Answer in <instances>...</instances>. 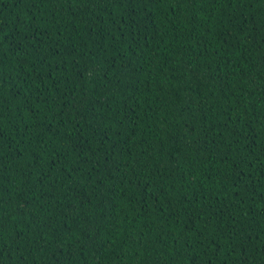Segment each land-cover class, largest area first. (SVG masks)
Returning a JSON list of instances; mask_svg holds the SVG:
<instances>
[{
    "label": "trees",
    "instance_id": "1",
    "mask_svg": "<svg viewBox=\"0 0 264 264\" xmlns=\"http://www.w3.org/2000/svg\"><path fill=\"white\" fill-rule=\"evenodd\" d=\"M0 264H264V0H0Z\"/></svg>",
    "mask_w": 264,
    "mask_h": 264
},
{
    "label": "snow or ice",
    "instance_id": "2",
    "mask_svg": "<svg viewBox=\"0 0 264 264\" xmlns=\"http://www.w3.org/2000/svg\"><path fill=\"white\" fill-rule=\"evenodd\" d=\"M113 2H118V0H113ZM0 31H2V29H0Z\"/></svg>",
    "mask_w": 264,
    "mask_h": 264
}]
</instances>
